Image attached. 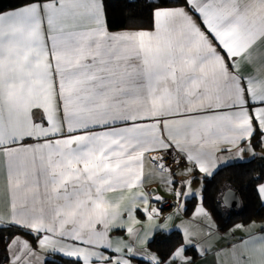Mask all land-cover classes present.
Segmentation results:
<instances>
[{
	"label": "snow or ice",
	"instance_id": "6c2138e0",
	"mask_svg": "<svg viewBox=\"0 0 264 264\" xmlns=\"http://www.w3.org/2000/svg\"><path fill=\"white\" fill-rule=\"evenodd\" d=\"M155 2L170 6L152 10L151 29L116 33L108 31L104 0H24L0 12L6 222L35 233L41 248L82 264H132L133 258L195 264L188 250L207 249L187 227L153 225L180 233L175 244L156 252L149 247L153 230L141 235L129 226L128 240L109 235L125 227V217L139 223L137 211L148 221L159 215L149 201L162 198L137 190L145 182L146 154L175 153L147 159L168 190L187 199L196 194L184 191L196 179L193 172L211 176L246 151L257 155L252 142L257 133L264 147V78L242 72L255 59L264 66V53L255 51L264 47V0ZM213 107L238 110L196 115ZM34 110L42 112V122L34 120ZM27 139L37 143L26 144ZM220 152L235 155L221 158ZM181 163L191 167L173 171ZM179 175L190 179L178 181ZM125 192L130 195L122 206ZM256 192L264 201V183ZM232 196L231 189L222 192L225 206ZM195 215L208 217L202 204ZM4 222L0 214V227ZM65 238L83 246L64 243ZM242 243L252 245L258 259L248 256L238 264H264V236ZM23 249L31 252L27 241ZM21 254L11 264H19Z\"/></svg>",
	"mask_w": 264,
	"mask_h": 264
},
{
	"label": "crops",
	"instance_id": "0c3cea01",
	"mask_svg": "<svg viewBox=\"0 0 264 264\" xmlns=\"http://www.w3.org/2000/svg\"><path fill=\"white\" fill-rule=\"evenodd\" d=\"M14 10V9H12ZM11 11V10H9ZM7 12V11H6ZM127 29H141L140 27H131L121 30L112 31L108 28V31L111 33L120 32ZM142 29H151V28H142ZM70 30V29H66ZM258 52L264 53V47L258 46L257 50ZM242 72L245 76L252 74V75H259L260 78H264V66H262L261 61L259 59H255L252 64H246L242 68ZM238 109H229V108H220L216 109L215 107L211 109H205L196 115L199 117L204 116H211V115H217L222 114L224 112L228 111H236ZM42 112L35 111L34 110V120L36 122L40 123L42 122ZM179 118V117H177ZM151 121H144V123H150ZM45 126H47L45 124ZM124 126V125H119ZM100 130V129H96ZM257 138L260 139V134H256ZM255 139V140H256ZM254 144V141H252ZM26 144H35L37 141L35 139H27L24 141ZM254 151L257 153V155L264 156V147L260 146L259 144L256 145ZM153 155H166L170 153H163V152H149L146 154V158L144 161V172H145V182L144 185L137 189L138 191H145L150 192L152 197L159 196L162 199L166 197H172L175 196L173 192L168 190V187L161 179V176L158 172L155 171L154 165L152 161L147 159L148 156ZM174 154V152L172 153ZM235 153H226V152H220L217 153V156L221 158L234 156ZM253 156L250 152H244L242 159H232L229 163L236 162V161H245L248 160ZM228 164V163H227ZM226 164H221L219 167H217L215 171H217L221 166ZM186 167H191V164L186 163L182 166L176 167L173 171L175 172H182L183 169ZM213 172V173H214ZM149 173H152L151 176H149ZM192 176H195L196 179L192 181V183L185 187L184 191L187 192L189 189L195 190L194 196H189L187 199L184 197L179 198V203L176 208L173 209H166L163 208L160 205V201H156L154 199H150L149 206L155 207L159 210V215L154 217L152 221H148L146 216L140 212L137 211L135 213V220L139 221V223H132L125 217V219L122 221L124 223L125 227L122 229H114L109 235L113 238L120 237L124 240H128V234H127V227L131 226L134 229L140 230V234L143 235L144 231L147 230H153V225L160 224V225H167V227L172 228L174 225H180L181 229L187 227L190 231V233L193 234L194 240L198 245H201L203 248L207 249V251L203 254H197V256L194 257V254L191 252H187V255L193 256L195 259V264H238V262L242 259H246L248 256H252L253 258L258 259L257 253L254 251L252 245L245 246L243 245L242 241L249 239L253 236H264V228H261V225H264V219L262 220H251L250 222L244 223V222H236L231 226L228 230H222L220 229L216 218L212 215V213L207 209V207L202 203V195H203V185H204V179L206 176H204L202 173H200L198 170L193 172L191 174ZM176 180H187L190 179L189 175H179L175 177ZM264 183V180H262L259 184ZM174 187H178V184ZM233 189L231 187H227L226 190ZM225 190V191H226ZM110 196H118L119 193L115 194H109ZM130 195V193L125 192V200L121 201V205L127 203V196ZM194 197L197 198V201L190 213L186 212L187 203L189 199H193ZM9 192L7 188V176H6V161L2 154H0V214H4L5 216V222L4 225H7V219L9 216ZM223 201V200H222ZM264 204V201H262ZM139 204L140 202L137 201ZM184 203V205H183ZM203 205V208L208 213V217L205 218L202 215H195V210L199 205ZM166 217H171V219L165 220ZM236 225H243L247 228V231H245L244 228H236ZM251 225V227H248ZM155 231V235L159 230H153ZM35 234V233H34ZM149 234L151 235L152 232L149 231ZM23 236L25 238H23ZM19 238V242L17 245V253L10 252L8 245L15 239ZM23 241H27L30 245L31 252H29L28 249H23ZM64 243L68 244H79V246H83L79 242L72 241L70 238H65L63 240ZM234 245H237V247H233ZM6 252H4L3 257H1L0 254V264H11L12 258L17 255L21 254L20 262L19 264H44L46 258L53 254L54 252L41 248L37 242V239L35 242L32 241V238L26 234L24 235H18L17 237H14L11 239V241L7 244ZM2 248L0 247V252ZM101 251H105L106 255H111L112 252L110 250L100 249ZM153 251V250H151ZM154 252V251H153ZM197 253V252H196ZM59 254V253H55ZM62 255V254H61ZM140 258H133L132 264H142V260ZM146 261V260H145ZM82 262V261H81ZM145 264V263H144Z\"/></svg>",
	"mask_w": 264,
	"mask_h": 264
},
{
	"label": "trees",
	"instance_id": "16d2710c",
	"mask_svg": "<svg viewBox=\"0 0 264 264\" xmlns=\"http://www.w3.org/2000/svg\"><path fill=\"white\" fill-rule=\"evenodd\" d=\"M24 0H0V12H6L19 8ZM106 6L107 27L112 30H121L131 27L151 28L152 10L158 5L155 0H104ZM253 139L258 145L259 139ZM256 139V140H255ZM261 155L252 157L245 161H236L221 166L211 176H206L203 185L202 203L216 218L222 230H228L236 222H250L251 220L264 219V204L257 195L256 186L264 180V159ZM261 177L256 179V177ZM227 187L238 191L242 206L240 208H228L222 201V192ZM197 201V198L189 199L186 212L190 213ZM28 235L35 242L36 234H29V231L20 227L4 225L0 227V245L2 250L18 235ZM180 233L173 230L169 233L157 232L149 247L154 252L165 251L178 241ZM188 252L197 256L193 249ZM142 261V260H141ZM147 261H142V264ZM44 264H82L72 258L61 254L49 255Z\"/></svg>",
	"mask_w": 264,
	"mask_h": 264
},
{
	"label": "built area",
	"instance_id": "2783aa9c",
	"mask_svg": "<svg viewBox=\"0 0 264 264\" xmlns=\"http://www.w3.org/2000/svg\"><path fill=\"white\" fill-rule=\"evenodd\" d=\"M166 155L170 157L171 155H175V153H174V154L170 153V154H166ZM153 156H158V155H153ZM177 159H180V157H177ZM167 163H168L169 165H171L172 161H171L170 158L168 159ZM184 164H186V163H181L179 166H182V165H184ZM175 168H176V167H173V170H174ZM178 181H180V180H178ZM178 187H179V185H178ZM178 203H179V199H177L176 196L166 197V198H164V199H162V200L160 201V205H161L163 208H166V209H173V208H176V207L178 206Z\"/></svg>",
	"mask_w": 264,
	"mask_h": 264
},
{
	"label": "water",
	"instance_id": "95a60500",
	"mask_svg": "<svg viewBox=\"0 0 264 264\" xmlns=\"http://www.w3.org/2000/svg\"><path fill=\"white\" fill-rule=\"evenodd\" d=\"M231 190H232L233 196L229 198V204L226 207H228V208H240L242 206L241 197H240L238 191L233 190V189H231ZM0 247H1V245H0Z\"/></svg>",
	"mask_w": 264,
	"mask_h": 264
},
{
	"label": "rangeland",
	"instance_id": "374dc122",
	"mask_svg": "<svg viewBox=\"0 0 264 264\" xmlns=\"http://www.w3.org/2000/svg\"><path fill=\"white\" fill-rule=\"evenodd\" d=\"M183 205H184V203H183ZM17 237V236H16ZM23 238H25L24 236H23ZM16 239V238H15ZM12 243V242H11ZM10 243V244H11ZM9 251L12 253V252H14V253H17V245L15 244L11 249H9ZM4 252H6V249H4V250H1V252H0V254H1V257H3V254H4Z\"/></svg>",
	"mask_w": 264,
	"mask_h": 264
},
{
	"label": "bare ground",
	"instance_id": "6f19581e",
	"mask_svg": "<svg viewBox=\"0 0 264 264\" xmlns=\"http://www.w3.org/2000/svg\"><path fill=\"white\" fill-rule=\"evenodd\" d=\"M152 156H153V154H152Z\"/></svg>",
	"mask_w": 264,
	"mask_h": 264
}]
</instances>
